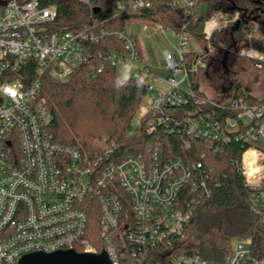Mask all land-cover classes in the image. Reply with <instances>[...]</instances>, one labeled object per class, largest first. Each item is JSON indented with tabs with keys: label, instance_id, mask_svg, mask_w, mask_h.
I'll return each mask as SVG.
<instances>
[{
	"label": "built area",
	"instance_id": "built-area-1",
	"mask_svg": "<svg viewBox=\"0 0 264 264\" xmlns=\"http://www.w3.org/2000/svg\"><path fill=\"white\" fill-rule=\"evenodd\" d=\"M41 1L0 0V264H18L30 253L64 250L92 254L103 250L112 264H264L253 256L249 242L241 240L234 242L220 263L194 254H170L173 242L183 239L195 208L194 196L180 198L182 190L210 194L201 163L179 158L162 162L157 143L148 144L145 153L103 162L115 146L105 149L101 159L52 140L51 115L39 97L42 75L67 80L91 58L90 45L108 36L121 42L122 54L97 56L114 67L118 83L128 77H148L149 69L140 62L137 39L125 29H100L92 22L76 32L52 31L47 23L55 10L43 7ZM79 1L92 8L89 0ZM196 3L170 0V5L184 12ZM150 5L151 0H127L116 9L128 13ZM219 16L226 25L228 21ZM237 18L236 13L231 21ZM219 27L215 18L207 21L205 39ZM175 36L174 53L162 52L171 74L165 80L167 90L148 84L138 120L145 118L147 134L162 124L170 133L184 131L191 139L205 138L215 144L226 141L233 131L247 144L239 168L253 191L251 204L260 211L264 207V193L259 190L264 180V104L248 106L241 98L228 105L207 100L209 112L174 115L175 107L193 97L185 67L190 41L184 32ZM206 56L203 52L195 56L188 70L208 69ZM238 57L257 70L264 68V54L257 50L240 49ZM30 62L35 65L33 78L24 71ZM185 80L188 87L182 89ZM225 107L236 115L221 122L215 112ZM89 212L98 214L95 232L88 227ZM262 217L264 224V211Z\"/></svg>",
	"mask_w": 264,
	"mask_h": 264
},
{
	"label": "trees",
	"instance_id": "trees-1",
	"mask_svg": "<svg viewBox=\"0 0 264 264\" xmlns=\"http://www.w3.org/2000/svg\"><path fill=\"white\" fill-rule=\"evenodd\" d=\"M125 1L89 0L91 9L79 0H42L41 5L55 10V17L47 23L52 31L76 32L92 22L100 29H124L128 22H140L174 34L184 32L195 45L194 48L189 47L185 63L193 97H188L184 105L175 107L176 116L209 112L207 100L213 99L205 96L199 84V74L205 70L191 73L188 65L203 52L207 55L209 66L215 53L222 49L217 41L222 33L229 31L234 43L238 44L233 52L237 58L239 50L243 48L264 54V21L248 15L236 4L237 1L262 3L264 0H196V5L187 12L170 5V0H151L149 8L118 13L117 4ZM236 13L238 18L231 21ZM219 14L228 23L224 25L222 20L221 26L205 39L204 24ZM90 46L94 55L86 63L77 66L67 80L57 81L48 75L41 76L39 97L44 100L51 115L48 132L52 140L57 144L74 146L86 155L100 156L101 159L105 149L115 146L103 162L119 161L129 155L145 153L148 144L157 143L158 156L162 162L179 158L185 162L201 163L203 173L208 176L210 194L207 197L198 196L197 191L189 194L187 187L182 190L180 198L194 196L195 208L185 225L183 239L173 242L170 254H194L207 262L220 263L234 242L241 240L248 241L253 256L264 261V207L260 211L254 209L250 199L253 191L247 186L239 168L240 157L247 144L237 139L233 131L228 132L226 141L217 144L205 138L191 139L184 131L170 133L162 124L156 125L147 134L145 118L138 130L128 132L137 106L146 95L148 77H128L119 83L116 81L114 67L97 56V53L113 51L122 54V44L114 36ZM227 49L230 50V47ZM227 49H222L224 54ZM100 67L102 70L97 73ZM24 71L28 78L35 77L34 63L30 62ZM261 71L255 93L233 77L230 86L222 92V98L216 101L228 105L230 100L241 98L248 106L264 104V68ZM235 115L236 111L227 107L215 112L221 122ZM259 190L264 193V180ZM97 215L96 212H89L90 231L95 232L97 228ZM101 248L97 246L98 250Z\"/></svg>",
	"mask_w": 264,
	"mask_h": 264
},
{
	"label": "rangeland",
	"instance_id": "rangeland-1",
	"mask_svg": "<svg viewBox=\"0 0 264 264\" xmlns=\"http://www.w3.org/2000/svg\"><path fill=\"white\" fill-rule=\"evenodd\" d=\"M236 4L238 7L245 10V12L248 13V15L251 14V16L257 18L258 21H264V11L263 9H261V6L262 4H264V1H262V3H258V1L257 2L237 1ZM212 18H215L221 26L222 17L216 15ZM142 27L143 24L140 22H128L125 25L124 29L129 34H133L141 37V35H143L141 31ZM148 28L151 31H153L154 34L153 33L151 34L150 32L146 34L145 38L142 37V40L145 43L147 52L150 56V60L153 66L156 69L157 68L162 69L164 68L165 63L160 57V52L163 49L164 50L167 49L171 53H174L175 50L174 48H172V43H173L172 41H174L172 35L174 34V32L167 30L166 34L162 35L159 33L160 31L159 29H157V27L148 26ZM217 41L220 48L226 50L227 48L230 47V50L227 49L225 54L222 49H220L219 52H216L214 58L210 62L208 69H206L205 71L199 74V84L202 92L205 94V96L208 99H213L215 101L221 99L223 96L222 92L230 86L233 77H235L250 91L255 93V89L257 88L258 78L261 77L262 71L254 69L250 61L239 57L237 58L234 55L233 52L236 50L238 44L234 43L235 41L231 37L229 31H225L224 33H222V35L217 38ZM155 43L158 45V47L154 45ZM194 46H195L194 43L190 41V48L191 47L194 48ZM224 56L226 58V62L224 64L225 67L222 66L223 64L222 61ZM159 72L160 74H158L157 77H159L161 80L165 81L170 77V73H166L164 71H159ZM159 87L162 89L164 88V86L161 84L159 85ZM187 87H188V83L187 80H185L181 83V88L186 89ZM138 110H139V104L135 111L134 119L131 122L128 129V132L130 133L138 130L139 127L141 126L142 118L138 120Z\"/></svg>",
	"mask_w": 264,
	"mask_h": 264
},
{
	"label": "water",
	"instance_id": "water-1",
	"mask_svg": "<svg viewBox=\"0 0 264 264\" xmlns=\"http://www.w3.org/2000/svg\"><path fill=\"white\" fill-rule=\"evenodd\" d=\"M98 11V10H97ZM18 264H112L105 251L97 254L77 253L73 250L52 253H30L22 256Z\"/></svg>",
	"mask_w": 264,
	"mask_h": 264
},
{
	"label": "crops",
	"instance_id": "crops-1",
	"mask_svg": "<svg viewBox=\"0 0 264 264\" xmlns=\"http://www.w3.org/2000/svg\"><path fill=\"white\" fill-rule=\"evenodd\" d=\"M151 27H153V26H151ZM157 29H159V33L160 34H162V35H165L166 34V32H167V30H164V29H162V28H157ZM141 31H142V34L143 35H141V37H139V36H137V35H134L135 36V38L137 39V42H138V45H139V49H140V54H141V56H140V62H141V64H148V69H149V76H148V79H147V82L150 84V85H153L154 87H156L157 89H159V90H161V91H165V90H167V86H166V84H165V81L164 80H161L159 77H157L158 76V74H160V72L159 71H164V72H166V73H169L167 70H166V67H165V65H164V68H155L154 66H153V64L151 63V60H150V56H149V54H148V52H147V48H146V46H145V43H144V41L142 40V37H146V34H148V33H150L151 32V34L153 33V31H151L149 28H148V25H144L143 24V27L141 28ZM154 34V33H153ZM133 35V34H132ZM173 36V40L174 41H172L173 43H172V48H174V46H175V34H173L172 35ZM155 42H156V39H155ZM154 45H156V47H158V45L155 43ZM155 47V46H154ZM164 51H169V50H167V49H163L161 52H160V57H161V59H162V52H164ZM170 52V51H169ZM171 53V52H170ZM163 60V59H162ZM157 70V71H156ZM170 76H171V74H170ZM163 85L164 86V88L162 89V88H160L159 87V85Z\"/></svg>",
	"mask_w": 264,
	"mask_h": 264
},
{
	"label": "flooded vegetation",
	"instance_id": "flooded-vegetation-1",
	"mask_svg": "<svg viewBox=\"0 0 264 264\" xmlns=\"http://www.w3.org/2000/svg\"><path fill=\"white\" fill-rule=\"evenodd\" d=\"M263 7H264V4H262V6H261V9H263V11H264V8H263ZM222 62H223L222 66H223V67H225V65H224V64H225V62H226V58H225V56H224V58H223V61H222ZM225 71H226V70H225Z\"/></svg>",
	"mask_w": 264,
	"mask_h": 264
}]
</instances>
